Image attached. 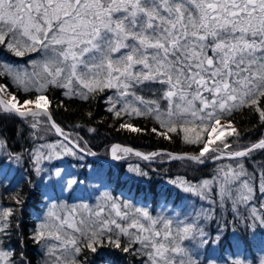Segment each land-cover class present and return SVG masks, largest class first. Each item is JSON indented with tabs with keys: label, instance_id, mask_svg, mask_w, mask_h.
I'll return each instance as SVG.
<instances>
[{
	"label": "snow or ice",
	"instance_id": "snow-or-ice-1",
	"mask_svg": "<svg viewBox=\"0 0 264 264\" xmlns=\"http://www.w3.org/2000/svg\"><path fill=\"white\" fill-rule=\"evenodd\" d=\"M0 49L18 58L39 53V59L30 61L31 72L0 62V77L11 79L26 94L21 99L0 83L3 113L28 121L34 129L42 121L51 122L62 134L50 112V88L65 89V96L83 101L114 90L115 95L106 98L107 111L114 112L117 119L122 112L150 118L158 125L152 133L164 139L175 135L186 144L200 146L198 154H169L172 159L204 164L206 159L226 156L236 161L235 166H221L216 177L198 185L182 180L170 183L213 204L216 201L210 194L219 185L220 207L231 200L237 215V205L253 199L252 185L242 179L248 176L242 161L264 151V138L228 151L237 141L225 137L239 138L234 115L245 110L264 125V0H0ZM137 90L149 91L154 98H145ZM119 129L145 131L125 122ZM217 141L219 146L213 147ZM118 150L119 145L111 149L113 160L123 158ZM65 154L76 155L67 146ZM42 158V153L35 156L36 165ZM149 158L143 155V159ZM132 170L147 175L138 168ZM35 171L40 174L42 170L37 166ZM55 175L60 177V170ZM261 175L264 179V171ZM77 183L83 181L68 178L65 187L71 189ZM260 192L264 198V183ZM16 203L21 200L17 198ZM58 207L65 206L48 207L31 236L33 243L44 248L45 264H82L77 259L82 249L95 254L105 246L138 255L141 264H197L184 241L199 238L201 245L215 244L224 232L219 228L214 238L209 237L199 225L204 213L191 218L163 211L153 215L146 207L108 193L94 209L80 205L85 214L76 206L62 214ZM12 216L13 209L0 210V234L7 235ZM243 219L253 232L257 226L264 228V214L255 208ZM0 264L31 262L23 250L17 254L0 247ZM230 264L246 261L237 258Z\"/></svg>",
	"mask_w": 264,
	"mask_h": 264
},
{
	"label": "trees",
	"instance_id": "trees-1",
	"mask_svg": "<svg viewBox=\"0 0 264 264\" xmlns=\"http://www.w3.org/2000/svg\"><path fill=\"white\" fill-rule=\"evenodd\" d=\"M37 55V53L29 54L18 58L0 49V62L20 66L28 64ZM0 83L7 84L9 91L15 92L21 99L25 97L26 94L18 90L11 79L0 77ZM137 91L145 98H154L149 91ZM47 95L51 102L50 112L53 121L62 130L64 136L79 145V148H83L86 153H95V156L101 159H108L109 150L113 145L131 148L141 154L158 153L150 161L127 153L120 160L98 163L75 152L83 158V165L92 164L98 167V171L103 172V181L109 186L113 195H119L122 200H128L134 204L141 203L147 206L152 214L157 212L158 207L164 205L185 210L189 204H192L191 209L196 208L199 198L193 197L191 193L183 192L176 183L169 181L179 183L182 180L190 184H198L203 180H212L216 177L217 170L221 166L236 165V161L228 158L204 164H197L186 159H170L168 154H198L200 146L186 144L175 135L172 139H164L152 133L151 129L158 125L150 118L126 116L122 112L121 118L117 119L114 112L107 111L106 91L90 101H83L75 96H65L61 88H50ZM88 112L92 113L91 117L87 115ZM122 122L131 123L145 131L131 133L119 129V124ZM234 123L240 136L239 138L225 137L229 142L237 141L232 143V149L228 151L237 147L243 148L264 138V125L260 124L258 117L248 110L244 113H236ZM55 139L58 138L48 122L42 121L34 129L28 121L0 111V210L13 209L7 235L0 234V239H3V245L0 247L10 249L17 254L23 250L31 264H45L39 244L33 243L31 239L33 229L36 227L35 217L41 210L42 192L41 182L35 174L31 154L35 144L51 142ZM219 143L217 141L213 147L219 146ZM208 155L212 156L214 153ZM16 157L19 159L16 160L14 168L10 169L8 164L5 165V161ZM208 160L210 159H206L205 162ZM262 161H264V151H256L251 157L242 161L248 172V176L242 179L249 181L255 194L247 205H237L239 215L233 212L231 200H227L223 208L220 207L217 195L219 185H214L210 198L216 203H210L209 200L206 202L205 207L202 208H204V215L208 218L205 219L202 215L199 224H202L206 231L215 234L219 228H223L224 232L221 241L213 243L215 252L211 249V242L202 247L200 264L207 262L208 254L210 259L221 264L229 263V257L244 259L246 264H257L260 254L264 252V228L257 226L253 232L252 229L246 228L243 218L250 217L253 208L259 214H264V206H262L264 200L260 192V186L264 183L261 175L264 171ZM73 162L77 163L75 159L67 158L66 163ZM137 168L147 175H137L132 170ZM85 170L86 167L81 166L77 172L83 174ZM90 175L93 178L92 174ZM235 194L234 192L233 195ZM17 198L21 200V203H16ZM237 240L240 243H237ZM187 243L193 246L192 242L187 241ZM193 251L198 252L196 248ZM77 259L81 260L82 264H102L105 261L109 264H141L142 258L105 246L95 254L82 249Z\"/></svg>",
	"mask_w": 264,
	"mask_h": 264
},
{
	"label": "rangeland",
	"instance_id": "rangeland-1",
	"mask_svg": "<svg viewBox=\"0 0 264 264\" xmlns=\"http://www.w3.org/2000/svg\"><path fill=\"white\" fill-rule=\"evenodd\" d=\"M34 59H39V53ZM33 60V59H32ZM13 66V65H12ZM14 68H17L21 71L27 70L29 72L33 71V68L30 64L25 65H20V66H13ZM66 90L63 89V93ZM115 95L114 90L111 91H106V96H105V102H106V107L108 108V103L106 98L107 97H113ZM74 96V95H72ZM77 97V96H75ZM117 107L119 108L120 105L118 104ZM135 116V115H131ZM229 131V130H227ZM48 145H55L54 148H49ZM65 146L70 148L67 144H65L63 141L60 139H55L52 140L51 142H43V143H37L35 144L34 148L32 149V160L34 163V169L38 166L41 168L40 174H37L35 171V174L37 175L38 179L41 182L42 186V192H41V210L40 213L35 217V223L36 226L38 223L43 220L48 207L51 204H56L58 206H65V207H58V210L63 214L66 211H71V209L76 206L77 211L81 214H85V210L80 208V205L87 204L91 208H95L98 202L102 201V198L105 193H108L110 196L116 198L117 200H122L119 195L115 196L111 193L109 186L103 181V172L98 171V167L92 165V164H84L83 165V158L78 155H68L65 154ZM120 150L117 151L118 156L124 157L127 153H124L122 151L123 148H120ZM73 150V149H72ZM111 150V149H110ZM74 151V150H73ZM38 153L43 154V158L40 160L39 165H36L35 163V156ZM57 153H59V157H57ZM130 154V153H129ZM110 159L111 161H115L111 158V151H110ZM51 156V159L48 157ZM75 159L77 163H66L67 158L69 159ZM16 158H10L7 161H5V165L8 164L10 166V169L15 167L16 164ZM120 160V159H117ZM79 163V164H78ZM111 163V162H110ZM84 166L86 167L85 173L78 174L77 171L80 170V167ZM3 170V168H2ZM60 170L61 176L57 177L55 175L56 171ZM103 171V169H102ZM78 174V176H77ZM92 177L91 178V175ZM10 175V174H9ZM68 178H76L78 181H83V183H77L72 186L71 189H67L65 187V181ZM200 184V182L198 183ZM197 184V185H198ZM192 195V194H191ZM194 197V195H192ZM198 197V196H197ZM199 198V197H198ZM264 200V198H262ZM123 201H128V200H123ZM208 200H201L200 198L196 202V208L191 209V205L189 204L185 210L178 209L176 207L172 208L167 205H164L163 207H158L157 212L153 215L160 214L162 211L165 212L168 215H175L176 213L180 214V218H184L185 216L191 218L195 216L197 213H204V208L205 204ZM130 202V201H128ZM131 203V202H130ZM135 206L138 207H146L147 206L142 205L141 203H131ZM264 204V201H263ZM200 225V224H199ZM200 227L203 228V225L201 224ZM204 229V228H203ZM204 231L209 235V237L214 238L216 236L215 233H212L211 231ZM187 241H190L193 243V246L191 247L190 244L187 243ZM54 242V241H52ZM184 244L187 246L189 252L192 255V258L197 260V264H200V259L202 258L201 250L203 246L199 242V238L195 240H186L184 241ZM211 245V244H210ZM199 246V249H198ZM197 249L198 252H194L193 249ZM211 249L213 252H215V246H211ZM39 250L41 251L43 255V262L45 263V250L44 248L39 245ZM207 262L203 264H208L209 261H212L213 264H221L219 262H215L214 259H210L209 254L206 256ZM237 259L236 257H229V263ZM261 260H264V252L260 254V257L257 261V264H260ZM102 264H109L107 261L103 262ZM248 264V263H247Z\"/></svg>",
	"mask_w": 264,
	"mask_h": 264
},
{
	"label": "water",
	"instance_id": "water-1",
	"mask_svg": "<svg viewBox=\"0 0 264 264\" xmlns=\"http://www.w3.org/2000/svg\"><path fill=\"white\" fill-rule=\"evenodd\" d=\"M16 117V116H15ZM19 118V117H18ZM48 124H49V126L52 128V130H53V132H54V134H55V136L57 137V138H59L61 141H63L65 144H67L70 148H72V149H74L75 151H77L78 153H80L81 155H83L84 157H86V158H88L89 160H91V161H94V162H100V163H109V162H111V159H110V155H109V159H107V160H104V159H100V158H97V157H95V156H93V155H91V154H88V153H86L85 151H80V148L79 147H74V145H76V144H74L73 142L72 143H69V139L67 138V137H65L64 135H63V133L62 134H58L57 132H56V130H55V128H53L52 126H51V122H48ZM114 146V145H113ZM113 146L110 148V149H112L113 148ZM121 147V146H120ZM133 150V149H132ZM111 150H109V152H110ZM137 151H132V152H130V154H132V155H134V156H136L135 155V153H136ZM164 152V151H163ZM148 155V154H147ZM173 155H175V154H173ZM150 156V155H149ZM180 156H186V155H184V154H181ZM137 157H139V158H142L143 159V155H141V156H137ZM224 158H227L226 156L224 157ZM187 160V159H186ZM211 161H214L213 159H210V160H208V161H206L205 163H210Z\"/></svg>",
	"mask_w": 264,
	"mask_h": 264
},
{
	"label": "bare ground",
	"instance_id": "bare-ground-1",
	"mask_svg": "<svg viewBox=\"0 0 264 264\" xmlns=\"http://www.w3.org/2000/svg\"><path fill=\"white\" fill-rule=\"evenodd\" d=\"M93 156H95V155H93ZM95 157H97V156H95ZM97 158H99V157H97ZM101 159V158H100ZM40 204V203H39Z\"/></svg>",
	"mask_w": 264,
	"mask_h": 264
}]
</instances>
